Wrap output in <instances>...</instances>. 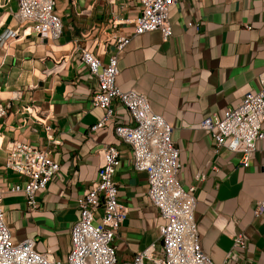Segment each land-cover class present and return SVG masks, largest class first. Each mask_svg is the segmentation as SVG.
<instances>
[{"label":"crops","instance_id":"0c3cea01","mask_svg":"<svg viewBox=\"0 0 264 264\" xmlns=\"http://www.w3.org/2000/svg\"><path fill=\"white\" fill-rule=\"evenodd\" d=\"M16 8V0H0V101L8 105L0 118V188L11 237L34 238L38 251L64 261L79 196L98 177L101 157L95 150L113 143L120 152L118 198L127 207L113 242L117 258L128 260L158 237L165 219L147 197L146 173L133 170L129 145L114 134L115 123L132 122L128 111L114 101L113 117L89 132L102 109L90 102L96 77L74 47L78 43L106 61L115 52L113 23L132 33L139 0H55L62 32L54 40L24 29L14 18ZM169 17V38L158 30L139 33L117 52V84L146 95L152 110L172 126L171 138L180 147L178 180L185 189L196 186L194 219L202 250L215 264H264V211L254 212L264 197V140H256L249 163L242 165L240 152L215 151L209 135L195 127L261 86L264 0H179ZM36 117L59 141L51 156L60 169L29 211L24 191L11 190L24 179L5 158L14 140L47 146ZM197 173L205 178L196 180ZM233 232L247 237L244 248L233 245Z\"/></svg>","mask_w":264,"mask_h":264},{"label":"built area","instance_id":"2783aa9c","mask_svg":"<svg viewBox=\"0 0 264 264\" xmlns=\"http://www.w3.org/2000/svg\"><path fill=\"white\" fill-rule=\"evenodd\" d=\"M177 1L139 0L140 14L133 19L132 33L121 31L117 23H113L111 37L115 52L106 61L78 43L74 47L88 72L96 77L90 102L102 109V116L89 127V132L104 126L113 117L114 101L119 102L132 119L130 123H115L113 131L120 141L129 145L133 170L146 173L147 197L165 219L159 225L158 237L130 259L117 258L113 240L127 216V207L118 198L114 179L120 152L115 144L109 143L95 150L101 157L98 177L79 196V218L70 229L71 246L64 261L38 251L34 238L12 239L4 221L0 188V264H215L199 241L194 219L196 186L185 189L178 180L180 147L171 138L172 126L152 110L146 95L135 89H121L116 80L117 52L131 36L152 30H158L163 39L171 36L169 11ZM16 3L14 18L23 23L28 32L51 40L61 35L62 22L55 0H16ZM7 108L8 105L0 101V118ZM26 109L30 111L29 106ZM36 120L47 132V146L41 148L14 140L6 146L5 158L6 166L24 179L23 185L15 183L11 190L24 191L29 211L37 205L38 191L44 189L60 169L59 162L51 156L59 141L45 120L37 117ZM195 127L209 135L215 151L222 147L238 151L240 163L247 165L256 140H264V79L258 89L247 91L236 105L204 117ZM195 178L199 181L205 175L197 173ZM99 211V220H96ZM259 211H264V197L256 202L254 212ZM230 234L235 247H245L247 237L242 232Z\"/></svg>","mask_w":264,"mask_h":264},{"label":"water","instance_id":"95a60500","mask_svg":"<svg viewBox=\"0 0 264 264\" xmlns=\"http://www.w3.org/2000/svg\"><path fill=\"white\" fill-rule=\"evenodd\" d=\"M44 40H46V39L44 38Z\"/></svg>","mask_w":264,"mask_h":264}]
</instances>
